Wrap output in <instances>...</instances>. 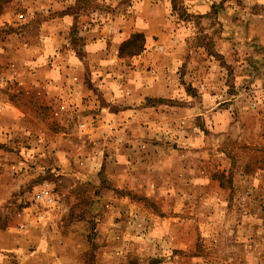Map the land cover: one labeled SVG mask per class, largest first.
Listing matches in <instances>:
<instances>
[{
  "label": "rangeland",
  "instance_id": "374dc122",
  "mask_svg": "<svg viewBox=\"0 0 264 264\" xmlns=\"http://www.w3.org/2000/svg\"><path fill=\"white\" fill-rule=\"evenodd\" d=\"M0 264H264V0H0Z\"/></svg>",
  "mask_w": 264,
  "mask_h": 264
}]
</instances>
